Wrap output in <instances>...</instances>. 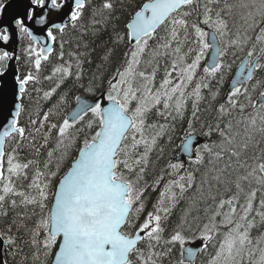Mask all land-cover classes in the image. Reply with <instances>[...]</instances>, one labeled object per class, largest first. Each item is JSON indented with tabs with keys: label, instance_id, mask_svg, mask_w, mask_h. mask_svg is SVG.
Wrapping results in <instances>:
<instances>
[{
	"label": "snow or ice",
	"instance_id": "snow-or-ice-1",
	"mask_svg": "<svg viewBox=\"0 0 264 264\" xmlns=\"http://www.w3.org/2000/svg\"><path fill=\"white\" fill-rule=\"evenodd\" d=\"M118 2L0 0V264H264V0Z\"/></svg>",
	"mask_w": 264,
	"mask_h": 264
},
{
	"label": "trees",
	"instance_id": "trees-1",
	"mask_svg": "<svg viewBox=\"0 0 264 264\" xmlns=\"http://www.w3.org/2000/svg\"><path fill=\"white\" fill-rule=\"evenodd\" d=\"M123 3L125 5H132V7H121L120 6V3ZM140 0H120V2H118L117 4V12L116 14L118 16L121 17V23L123 22V19H124V16L127 15V13L131 12L132 11V8H134L136 6L137 3H139ZM230 2H234V0H230ZM237 12H239L240 10H236ZM235 19L237 20V22H239V16L237 15L235 17ZM108 39L107 36L104 37V40L106 41ZM119 57H120V52L117 51V54H116V62L118 63L119 62ZM109 71H111V69H109ZM236 71V66L234 65L233 66V73L232 75H234ZM73 107H74V104H73ZM71 110V109H69ZM180 141L179 139H176L175 141V144L176 145H179ZM176 152H178L179 148L176 147ZM166 155H167V152H166ZM173 155H175V153H173ZM161 163H163V161H161ZM150 175H152V173L150 172ZM198 193L195 192V190H191L185 197V200L181 202V204L175 209V215L176 217H179L180 214L183 212V210L185 209V207L188 206V204L193 201V200H196L198 199ZM155 196L156 194H153L152 195V199L153 201L155 200ZM149 207H150V204H149ZM3 222L0 221V224H2ZM9 264H14V262L11 260V258H9ZM196 264H201V260L198 258L197 261H196Z\"/></svg>",
	"mask_w": 264,
	"mask_h": 264
},
{
	"label": "flooded vegetation",
	"instance_id": "flooded-vegetation-1",
	"mask_svg": "<svg viewBox=\"0 0 264 264\" xmlns=\"http://www.w3.org/2000/svg\"><path fill=\"white\" fill-rule=\"evenodd\" d=\"M236 72V71H235ZM235 74V73H234ZM234 76V75H233Z\"/></svg>",
	"mask_w": 264,
	"mask_h": 264
},
{
	"label": "water",
	"instance_id": "water-1",
	"mask_svg": "<svg viewBox=\"0 0 264 264\" xmlns=\"http://www.w3.org/2000/svg\"><path fill=\"white\" fill-rule=\"evenodd\" d=\"M235 75V74H234ZM179 151V150H178Z\"/></svg>",
	"mask_w": 264,
	"mask_h": 264
}]
</instances>
